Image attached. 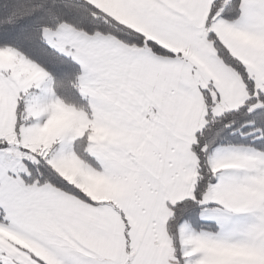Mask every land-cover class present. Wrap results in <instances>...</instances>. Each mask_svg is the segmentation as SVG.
Returning <instances> with one entry per match:
<instances>
[{
  "label": "snow or ice",
  "instance_id": "1",
  "mask_svg": "<svg viewBox=\"0 0 264 264\" xmlns=\"http://www.w3.org/2000/svg\"><path fill=\"white\" fill-rule=\"evenodd\" d=\"M0 264H264V0H0Z\"/></svg>",
  "mask_w": 264,
  "mask_h": 264
}]
</instances>
